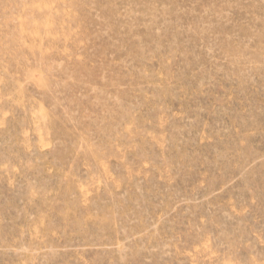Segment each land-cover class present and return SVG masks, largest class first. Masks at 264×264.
Wrapping results in <instances>:
<instances>
[{
	"label": "rangeland",
	"instance_id": "1",
	"mask_svg": "<svg viewBox=\"0 0 264 264\" xmlns=\"http://www.w3.org/2000/svg\"><path fill=\"white\" fill-rule=\"evenodd\" d=\"M0 264H264V0H0Z\"/></svg>",
	"mask_w": 264,
	"mask_h": 264
}]
</instances>
